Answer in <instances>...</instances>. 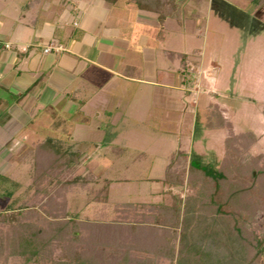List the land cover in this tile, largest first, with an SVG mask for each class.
Returning a JSON list of instances; mask_svg holds the SVG:
<instances>
[{"label":"rangeland","instance_id":"obj_1","mask_svg":"<svg viewBox=\"0 0 264 264\" xmlns=\"http://www.w3.org/2000/svg\"><path fill=\"white\" fill-rule=\"evenodd\" d=\"M121 1L119 9L124 6L123 1L130 3L128 0ZM129 13L131 11L127 10V15ZM173 18L177 19L176 24L180 29H167L165 46L187 53L194 65L192 70L182 69L179 59L167 60L165 72L178 84L180 78L175 74L176 69H182L180 76L185 82L183 85L188 84L197 92L190 94L189 102L195 96L196 103L188 105V109L181 114H171L166 121H162V113L156 109L152 115L139 122H133L130 114L120 116L117 120L111 119L107 112H113L110 105L100 108V111L98 109V112L91 108L84 110L87 112H70L62 104L50 106L45 113L41 112L43 114L38 116L35 126L25 131L28 138L20 137L22 132L19 131L20 138L16 142L11 138L0 139L1 211L11 213L20 208L28 211L33 204L43 202L45 194L43 191L35 194L33 177L35 165L50 157L47 150L51 144L43 147L40 143L51 139L61 140L60 149L79 153V161L72 164L73 173L87 177L89 183L86 186H72L65 198L71 215L90 221L110 220L116 216L111 204L104 200V176L130 178L128 182L113 185L109 199L112 203L143 200L140 203L169 204L173 194L185 197L189 192L188 186L182 188L167 184V190L156 196L151 193L157 188L156 185L146 180V177L162 172L164 162L172 152L184 151L189 159H195L208 168H218L224 155V139L232 129L234 133L253 131L258 139L251 145L249 152L252 155L264 153V5H258L253 0H202L200 3L179 0ZM190 28H194L193 33L188 31ZM211 62L217 64V68L211 66L208 73L205 68ZM118 93L112 97L116 101L122 97ZM129 93H133L132 90ZM134 99L139 100L141 96L136 95ZM124 108L118 106L114 113L121 115ZM208 111H211L210 116H222L228 124L210 129L205 122ZM180 115L184 118L182 123L178 121ZM113 130L123 133L134 130L136 133L129 139L131 145L126 152L117 154L116 150L111 152L109 147L105 150L100 148L114 140ZM69 134L75 137H68ZM81 134L87 137H80ZM91 141H98L101 145L94 148L88 145ZM119 147L115 146L114 149ZM44 183L52 193L51 189L56 186L48 184V180ZM62 199L59 197V200ZM43 210L40 213L44 215ZM262 217V212L258 211L257 220ZM0 229L7 230L6 226L1 225ZM193 234H197L196 230ZM49 248V258L46 256L45 259L26 262L20 256H10L7 264H51L55 259H68L64 241H54ZM220 248L218 245V255L223 257L229 254V248ZM262 258L264 260V254ZM2 259L0 257V264ZM159 264L170 262L162 260Z\"/></svg>","mask_w":264,"mask_h":264},{"label":"trees","instance_id":"obj_2","mask_svg":"<svg viewBox=\"0 0 264 264\" xmlns=\"http://www.w3.org/2000/svg\"><path fill=\"white\" fill-rule=\"evenodd\" d=\"M107 1L114 4L118 0ZM253 1L264 5V0ZM128 2L157 12L163 22L177 11L179 0ZM210 115L206 122L210 129L228 124L222 116ZM257 139L251 130L234 133L230 129L218 168L201 165L184 151L172 154L164 182L172 187L188 186L185 197L173 194L169 204L116 203L114 218L96 221L77 219L67 209L69 189L89 183L87 177L73 173L79 153L60 149V139L40 143L43 147L51 144L50 157L35 165L33 177L35 194L43 191L45 197L28 211L0 210V225L7 229H0L2 264L10 256L26 262L49 258V246L57 240L66 243L68 259H55L51 264H159L162 260L170 264H264V153L249 152ZM45 180L56 186L52 193ZM102 192L106 200V187ZM258 211L263 217L257 220ZM218 245L229 248V254L218 255Z\"/></svg>","mask_w":264,"mask_h":264},{"label":"crops","instance_id":"obj_3","mask_svg":"<svg viewBox=\"0 0 264 264\" xmlns=\"http://www.w3.org/2000/svg\"><path fill=\"white\" fill-rule=\"evenodd\" d=\"M121 2L0 0V139L11 138L16 142L20 137L28 138L25 131L35 126L38 116L58 104L70 112L86 108L98 112L110 105L113 112H107L111 119L130 114L133 122H139L156 109L161 111L162 121H166L171 114H181L188 105L196 103L195 96L189 102L195 88L184 86L180 76L183 68L192 70L193 62L189 61L187 53L165 46L167 29H180L177 19L168 16L160 22L157 12L125 1V8L119 9ZM127 10L131 11L130 16ZM188 31L193 33L194 28ZM50 45L60 50L44 52ZM175 59H179L178 66L182 68L176 69L175 74L180 78L178 84L165 72V62ZM211 66L217 68V64L211 62L206 71ZM131 90L133 93H129ZM117 92L122 96L118 101L112 98ZM136 95L141 99L135 100ZM118 106L125 107L121 115L114 113ZM210 114L208 111L207 118ZM183 120L180 115L179 123ZM19 131L22 132L20 137ZM112 132H115L114 140L100 148L109 147L117 154L126 152L131 145L129 139L136 135L134 130ZM68 137L75 136L69 134ZM97 142L91 141L88 145L96 148L101 145ZM113 143L123 147L114 149ZM172 153L164 162L162 172L146 177L157 187L151 191L153 195L160 196L167 190L164 178ZM128 181V177L104 176L107 189L104 200L114 211L116 203L109 201L113 185ZM140 201L143 200L133 203Z\"/></svg>","mask_w":264,"mask_h":264},{"label":"built area","instance_id":"obj_4","mask_svg":"<svg viewBox=\"0 0 264 264\" xmlns=\"http://www.w3.org/2000/svg\"><path fill=\"white\" fill-rule=\"evenodd\" d=\"M7 46H9V45H7ZM52 49H54L56 51H59L60 50V47H55V46H51L50 45V46H47V47L44 48V52H48V51H50Z\"/></svg>","mask_w":264,"mask_h":264}]
</instances>
